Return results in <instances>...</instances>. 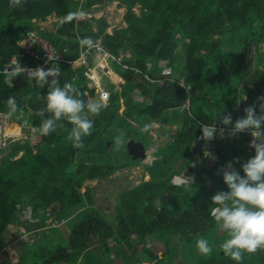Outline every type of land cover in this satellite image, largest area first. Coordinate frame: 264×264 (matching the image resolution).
Instances as JSON below:
<instances>
[{
  "label": "trees",
  "instance_id": "16d2710c",
  "mask_svg": "<svg viewBox=\"0 0 264 264\" xmlns=\"http://www.w3.org/2000/svg\"><path fill=\"white\" fill-rule=\"evenodd\" d=\"M111 1L126 8V27L110 34L104 17L79 21V12L87 14L93 6ZM135 5H140L139 16L134 13ZM51 15L63 18V23L56 34H40L59 50L68 48L69 57L78 56L83 49L81 38H101L114 55L130 52L122 62L139 72L112 63L124 83L120 89L110 84L109 105L89 117L94 121L92 134L83 137L81 148L67 140L71 125L66 121L64 128L47 136L36 131L41 123L37 113L46 106L47 85L41 89L35 81L29 83L28 77L18 76L8 87L0 74V111L6 113L7 99L15 97L19 111L12 118L26 120L40 138L12 143L9 153L0 159V249L8 226L22 220L16 209L23 204L22 211L34 213L42 223L51 217L57 225L50 232L57 231L59 236L39 240L24 252L19 264H76L79 260L82 264H137L145 260L155 264H180L178 260L182 264H237L218 249L226 234L208 209L216 192L228 191L217 169L239 158L234 167L244 176L241 163L255 155L249 146L251 136L238 133L231 146L225 139L213 140L211 168L204 167L205 158L193 153L192 146L203 142L198 139L200 123H212V117L220 112L231 113L234 123L245 115L247 106L264 96V0H21L16 8L9 7V0H0V67L20 51L17 42L24 34L37 30V23ZM248 45L254 47L253 74L244 70ZM55 67L61 71V86L73 83L85 100L94 96L84 67L73 70L64 63ZM167 67L170 74L162 76ZM145 74L157 81L150 83ZM178 74L189 90L180 84ZM187 99L189 112L180 110ZM121 106L124 110L119 114ZM169 111L174 113L171 120L167 119ZM180 113L184 118L179 121ZM158 121L169 129L173 125L179 129L171 132L173 141L154 150L155 158L144 165L149 179L117 194L115 214L108 220L91 197L81 199L87 194L83 183L140 163L126 152L128 160L116 158L115 135H128L149 150L148 132L141 129ZM134 131L139 133L134 136ZM109 140H116L112 150L106 145ZM20 151L23 154L14 159ZM179 160L183 164L176 168ZM188 171L194 173L191 185L172 182ZM210 178V190H205ZM81 187L84 193L79 191ZM199 238L213 246L210 256L196 249ZM241 264H264V249L245 253Z\"/></svg>",
  "mask_w": 264,
  "mask_h": 264
},
{
  "label": "clouds",
  "instance_id": "9594fccd",
  "mask_svg": "<svg viewBox=\"0 0 264 264\" xmlns=\"http://www.w3.org/2000/svg\"><path fill=\"white\" fill-rule=\"evenodd\" d=\"M19 6L21 0H9L10 8ZM78 15L83 16L85 13L80 12ZM79 44L88 51H100L97 42L91 37L81 38ZM60 72V68L55 66L47 69L43 66L26 68L16 59L6 66L3 76L8 87H12L13 79L21 75L27 76L29 83L35 81L41 89L47 85V94L43 96L46 106L37 113L41 123L36 131L41 136H47L58 128H64L63 121H66L71 125L67 140L74 147L81 148L83 137L92 134L94 121L89 117L100 114L106 106L105 97L100 100L83 99L82 93L73 83H65L63 86L59 84ZM6 107L7 118H12L19 111L15 97L7 99ZM244 113L234 123L231 113L216 114L212 117V123H200L201 136L198 137L205 142L202 145L204 156L209 157L211 153L206 150L207 143L217 138H234L238 133L251 136L250 147L254 149L255 155L241 163L244 176L234 167L240 163L239 158L217 169L218 174H223L228 191L216 192L211 197V207L208 209L218 228L226 234V238L218 244V249L237 264H241L245 253L264 249V96L257 97V101L247 106ZM150 127V124H145L141 131L149 132ZM195 247L203 255L210 256L213 253V246L207 239H197Z\"/></svg>",
  "mask_w": 264,
  "mask_h": 264
},
{
  "label": "rangeland",
  "instance_id": "374dc122",
  "mask_svg": "<svg viewBox=\"0 0 264 264\" xmlns=\"http://www.w3.org/2000/svg\"><path fill=\"white\" fill-rule=\"evenodd\" d=\"M133 10L137 16H139L141 14L140 5H135ZM125 13H126L125 7L120 5L119 2L112 1V2H108L106 4H103L102 6L101 5L100 6H94L89 14H85L83 16L79 15V18L81 20H84V19L91 18V17H95V18L104 17V18H106L107 22H109L108 24H109L110 29H108V30H111L113 32V30H115V29L124 28L126 26V22L124 19ZM61 22H62L61 20L58 21V20L52 19V20H50V22L45 21V23H43V24H39L40 22H38L37 27H38L39 31H45V32H49L51 30L55 31L56 27ZM178 36H179V34H177V37ZM180 48H181V46H180ZM261 50L264 51V44H261ZM128 53L130 54V52H128ZM254 60H255L254 47H253V45H248V48L246 50V56H245L244 70L249 71L250 74H253L255 72ZM165 63L166 62H164V61L159 62V64L161 66H164ZM112 68H113V66H112ZM261 70H262V73H264V68H262ZM113 71H115L114 68H113ZM170 71H171L170 68H168V67L165 68L162 76H166L167 74H170ZM178 77L180 78L179 79L180 84L183 85L184 87L188 88L189 85L185 82L184 78L182 76H180L179 74L176 76V78H178ZM170 79H172V78H170ZM13 82H14V80L12 81V83ZM163 82H164V80L158 81V83H163ZM123 83H124V80H123ZM105 84H106V81H105ZM121 84L117 85V87L118 88L121 87ZM111 87L112 86L110 85V90H111ZM114 87H116V86H114ZM245 97L246 96H244L243 98H245ZM88 98L96 99V95H94V96L88 95ZM137 99L142 100V97H137ZM183 106L184 105H182V107L180 109L182 111H184V109H185ZM189 108H190V101H189ZM123 110H124V106H121L119 109V114H122ZM181 113L178 116L179 121L183 120V118H184L183 114H181ZM167 115H168L167 119L171 120L173 118L172 116H174V113H173V111H169L167 113ZM22 123H23V121L22 122L18 121V125L22 128L20 136L17 138L16 141L10 140V144L13 142L24 143L29 138L28 132L30 133V135L35 136V128L33 130H31V128H30L31 125L23 127ZM149 124L151 126L150 131L147 134V136L150 140L148 143L149 150H147V157L144 161H142L140 159H139V161L135 160V161H138L140 163H138L137 165H132V166L127 167V168L118 169L113 174L109 175L106 178L94 179V180H90V181H85L83 183V186H87V188H86L87 194H82L81 199L83 201H85V200H87L88 197L89 198L91 197L93 199V202L95 203L94 205L99 207L101 209V211L105 213L108 220H110L114 216L115 204L118 202L117 194L120 193L124 189L134 187V186L138 185L139 183H141L142 181H146L149 179L148 173L146 172L144 165L150 164V162H152V160L155 158L154 155H152L154 150H158L167 141L168 142L173 141V137L171 135V132H175L179 129L178 125H173V127L171 129H169L168 125L163 124L161 121L151 122ZM10 125H12V122H9L8 127H10ZM15 125L17 127V124H15ZM133 130H135V129L133 128ZM130 133L131 132H129L127 134H130ZM138 133H139V131L132 132V134H134V136H136V134H138ZM115 138H117V145H118L117 146V149H118L117 152H119L118 155H116V158L120 159L122 156L126 160H128L127 157H125V155H124L125 149L123 147L126 140L129 138L128 135H122V137H121V135L116 134ZM234 138H224V139L231 146L234 142ZM202 143H204V141ZM209 143H210L209 147L212 146V148L214 149V146H215L214 141L209 142ZM29 145L34 147L30 142H29ZM8 146L0 149V159L5 157L9 153L10 148ZM209 153H211V156H209V157H205L203 155V157L206 160L204 163L205 168H211V166L214 163V157H213L214 153L212 151H210ZM156 158H160V156H157ZM14 159H16V157H14ZM182 164H183V161L179 160L176 163V168H180L182 166ZM186 171H187V169H183L182 172H186ZM193 177H194V173L188 171L185 174V177L176 176L172 179V182L174 184H180L181 183L184 186H189L193 182ZM209 180L210 181L205 184V190H210V187L212 185L211 184L212 179L210 178ZM88 187H90L91 189H89ZM79 191L84 193V190L82 187L79 188ZM157 206H160V202H157ZM24 210H25V212H23L22 209H20V208L17 209V215L20 216V218H22L21 225H20L21 228L17 229L14 227V228L9 229V230H13V232L15 231V233H14L15 235L13 238L14 244L12 245V248H14L16 250H19L21 248L23 242L30 244L32 241L33 235L35 234L34 231L39 230L36 227V225H38V228H39L38 217L35 216L34 213H31L29 210H26L25 208H24ZM47 224H50L49 220H47L46 225ZM56 225L57 224H53V226H56ZM47 226L45 228L40 229L39 233L42 234L43 232H46ZM43 230H45V231H43ZM6 234L12 235L11 233L8 232V230H6L4 236ZM49 234H50L49 239H55L56 238L54 233H49ZM17 253H18V251H17ZM178 257H179V255H177V258Z\"/></svg>",
  "mask_w": 264,
  "mask_h": 264
},
{
  "label": "built area",
  "instance_id": "2783aa9c",
  "mask_svg": "<svg viewBox=\"0 0 264 264\" xmlns=\"http://www.w3.org/2000/svg\"><path fill=\"white\" fill-rule=\"evenodd\" d=\"M96 42L100 51H97L96 49H93L92 51L82 49L78 57L70 59L66 56V49H57L50 41L42 37L36 31L30 30L26 32L23 40H21L19 43L22 48V52L14 55L7 63L0 67V73H3L6 66L14 62L16 59L24 67L33 69L40 66H43L45 69H47V67H53L58 63H64L73 69L84 67L83 73L88 81V87L94 90L96 100H100L101 97H105L104 103L106 106H108L110 100V91L108 88H106L105 81H114L113 76L116 75V72L113 71L112 63L116 62L117 64L121 65L123 69H133L135 72H139V70L123 63L122 56H115L111 54L107 48L101 44L100 40H97ZM25 60H27V62H25ZM29 60L32 62V64L28 62ZM144 76L150 83L157 81L151 79L147 74ZM185 88L189 90V86L188 88ZM183 107L187 110L189 109V99L186 100ZM5 124V115L0 112L1 149L5 148L9 143L8 138L5 135ZM22 126L26 127L30 126V124H28L25 120L23 121ZM30 128L33 130L35 127L30 126ZM29 137H31L33 141H39L40 139L36 134L35 136L30 135Z\"/></svg>",
  "mask_w": 264,
  "mask_h": 264
},
{
  "label": "crops",
  "instance_id": "0c3cea01",
  "mask_svg": "<svg viewBox=\"0 0 264 264\" xmlns=\"http://www.w3.org/2000/svg\"><path fill=\"white\" fill-rule=\"evenodd\" d=\"M112 2V1H111ZM114 2H118V1H114ZM95 6H100V5H95ZM102 6V5H101ZM94 7V6H93ZM92 7V8H93ZM92 10V9H91ZM80 13V12H79ZM90 13V12H89ZM89 13H87V14H89ZM92 18V17H91ZM94 18V17H93ZM61 20L62 22L61 23H59L58 24V26L60 25V24H62L63 23V18H58V17H55V15H51V16H49V17H47V19L45 20L46 22H50V20ZM78 19H79V21L81 20L80 18H79V15H78ZM45 21H40V23L39 24H43V23H45ZM109 23V22H108ZM57 25V24H56ZM126 27V26H125ZM108 29H110V27H108L107 28V32L108 33H112V31L111 30H108ZM28 31H30V30H28ZM34 31H36L38 34H40V31L37 29V30H34ZM56 31H57V27H56V30L55 31H53V30H51V31H49V32H52V33H55L56 34ZM48 32V33H49ZM26 34V33H25ZM25 34H24V36H25ZM41 35V34H40ZM23 36V37H24ZM42 36V35H41ZM23 37L17 42V44H18V46L20 47V51L18 52V53H16V54H14V55H17V54H19L20 52H22V48H21V46L19 45V43L21 42V40H23ZM42 37H44V36H42ZM45 38V37H44ZM46 39V38H45ZM97 40H100V42H101V44L104 46V47H106L107 48V46H105L103 43H102V40H101V38H98ZM97 40H95V41H97ZM64 49H66V52H68L69 51V49L68 48H64ZM107 50L109 51V49L107 48ZM110 52V51H109ZM111 53V52H110ZM80 54V53H79ZM79 54H78V56H79ZM112 54V53H111ZM13 55V56H14ZM66 55H67V57L68 58H70V59H74V58H76V57H78V56H75V57H69L68 56V54L66 53ZM114 55V54H113ZM12 56V57H13ZM115 56H125V57H129L130 56V54L127 52L126 54H119V55H115ZM11 57V58H12ZM10 58V59H11ZM9 59V60H10ZM8 60V61H9ZM7 61V62H8ZM7 62H5V63H7ZM25 62H27V60H25ZM30 64H32V62L29 60L28 61ZM4 63V64H5ZM3 64V65H4ZM2 65V66H3ZM1 66V67H2ZM73 69V68H72ZM78 69V68H77ZM73 70H75V69H73ZM0 74H3V73H0ZM22 77H27V76H25V75H21ZM114 77V81H112V82H106V88H108L109 90H110V84L112 85V86H116V88L117 89H120V87L118 88L117 87V85H119V84H123V78H121L120 77V75L119 74H117L116 73V75H114L113 76ZM16 78L17 77H15L13 80H16ZM116 78H119L120 80H121V82L119 83V84H117L116 83ZM50 79H51V77H50ZM86 83L88 84V81H87V79H86ZM121 84V85H122ZM12 85H13V83H12ZM30 111V110H29ZM3 115H5V113L4 112H2V111H0ZM5 118H6V124H5V129L6 128H10V129H13L14 127H16V125L15 124H17V127L18 128H20L19 129V131L18 132H7L6 133V130H5V135L7 136V138H8V141H9V143H8V145L10 144V140H12V141H16L17 140V138L20 136V133H21V131H22V128L18 125V119L17 118H7L6 117V115H5ZM9 122H12V125H10V127H8V125H9ZM10 138H13V139H10ZM13 143H15V142H13ZM22 143V142H21ZM12 144V143H11ZM10 144V145H11ZM7 145V146H8ZM10 145L8 146V147H10ZM6 146V147H7ZM1 149V148H0ZM23 154V152L22 151H20L15 157L16 158H19L21 155ZM83 190H84V188H83ZM21 206H23V204L22 205H19V208L21 209ZM17 210V209H16ZM114 214H115V208H114ZM38 219H39V228H38V225H36V227H37V229H39V230H36V231H34V235H33V238H32V241H31V243L30 244H27V243H25V242H23L22 243V246H21V248L19 249V250H16V249H14V248H12V245L14 244V241H13V238H14V233H15V231L13 232V230H9V229H11V228H17V229H19V228H21L20 227V225H21V221H20V223H19V225H9L8 226V228H7V230H8V232L9 233H11L12 235H9V234H6L4 237H3V240H2V248L0 249V264H19L20 263V260H21V257H22V255L24 254V252L26 251V250H28V248H32V247H34V246H37L38 244H39V240H43L44 242L46 241L45 239H47V241L48 240H50L49 239V233H54V235L56 236V237H58L59 236V233L57 232V231H54V232H50L51 230H55L54 229V227L55 226H53V224L54 223H52V218L51 217H49V218H47L45 221H44V223H42L41 222V220H40V218L38 217ZM47 220H49L50 221V224H47L46 225V222H47ZM47 226V231L46 232H43L42 234H40L39 232H40V229H42V228H45ZM43 231H45V230H43ZM36 239V240H35ZM17 251H18V253H17ZM178 262L180 263L181 261L180 260H178ZM142 263H144V264H155L154 262H150V261H147V260H145V261H142ZM57 264H69V263H67V262H65V261H60L59 263H57ZM75 264V263H74ZM76 264H82V261L81 260H79L78 262H76Z\"/></svg>",
  "mask_w": 264,
  "mask_h": 264
},
{
  "label": "water",
  "instance_id": "95a60500",
  "mask_svg": "<svg viewBox=\"0 0 264 264\" xmlns=\"http://www.w3.org/2000/svg\"><path fill=\"white\" fill-rule=\"evenodd\" d=\"M204 144L205 142L204 143H200L199 141L195 142L192 147V152L198 154L199 157H203L204 154L202 151V145ZM106 145L109 150H112L116 146V140H109L107 141ZM209 145L210 143L206 144V150L208 152L212 151L214 153L212 146L209 147ZM124 147H125L124 148L125 152L131 157L132 160H136V159L145 160L147 157L146 146L141 141H136L133 138L129 137L126 140ZM180 264L182 263L180 262Z\"/></svg>",
  "mask_w": 264,
  "mask_h": 264
},
{
  "label": "bare ground",
  "instance_id": "6f19581e",
  "mask_svg": "<svg viewBox=\"0 0 264 264\" xmlns=\"http://www.w3.org/2000/svg\"><path fill=\"white\" fill-rule=\"evenodd\" d=\"M121 82V80L119 78H116V83L119 84ZM6 133L7 132H18L19 131V128L18 127H14L13 129H10V128H6Z\"/></svg>",
  "mask_w": 264,
  "mask_h": 264
}]
</instances>
